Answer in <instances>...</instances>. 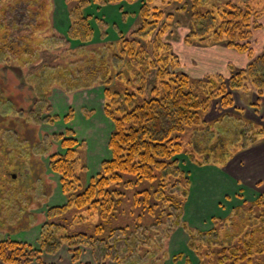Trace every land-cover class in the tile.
Listing matches in <instances>:
<instances>
[{
    "label": "rangeland",
    "instance_id": "rangeland-1",
    "mask_svg": "<svg viewBox=\"0 0 264 264\" xmlns=\"http://www.w3.org/2000/svg\"><path fill=\"white\" fill-rule=\"evenodd\" d=\"M205 1L202 8L216 12L218 23L220 9L231 2L246 7V11L251 7L256 17L246 18V22L250 21L249 36L213 40L210 35L205 41H189L191 17L189 8H183L185 2L153 0V8L161 12L156 20L159 25L144 42L135 32L141 27V12L146 0L118 4L91 1L83 12L92 36L81 42L69 37L73 9L69 0H0V156L9 166L6 168L9 177L5 178L8 193L1 195L0 209L4 204H11L5 213L0 211V234L19 241L31 239L38 248L37 240L49 210L67 204L61 177L50 167L54 155L67 152L64 140L77 141L75 149L78 156L83 157L87 183L97 176L102 163L111 158L108 144L114 124L105 111V89L94 76L98 72L97 65L109 62L114 54L120 53L123 40L130 41L135 36L145 48L144 52L157 63L155 39L160 27L167 26L163 27L166 32L161 42L171 46L172 55L177 59L168 68L185 73L192 80L222 76L228 83L235 71L246 69L252 60L264 53V0ZM232 16L240 22L243 20L237 10ZM231 27L232 23L225 28ZM243 29L247 30L239 27ZM156 79L155 75L148 77L147 97L151 96L153 86H157ZM125 83V80L117 82L116 88H122ZM228 93L232 98L231 107H223L220 98L213 101L205 115L204 119L213 124V133L220 131L219 136L234 141L240 128L250 126L243 124L244 120L264 126V95L258 94L249 83L241 89L229 87ZM234 109L242 111L234 112ZM226 112L233 115L223 122H214ZM202 136L211 137L207 131ZM202 140V137L197 139L199 143ZM256 145L260 146L241 151L223 165L200 166L190 161L186 154L176 157L191 181L183 216L185 222L193 228L210 230L215 218H226L244 201L264 198V179L242 178L244 174L237 170L245 162L255 160L257 154L264 156V139ZM252 152L254 154H250ZM11 196L13 201L9 200ZM92 221L89 229L83 227L89 235L93 233ZM83 224L86 223L78 225L80 230ZM187 242L186 232L182 228L175 230L163 240L168 254L159 255L157 264H185L186 258L192 264H200ZM87 251V260L91 259V251L85 250L81 262L85 261L83 254ZM179 254H184V258L174 261ZM48 257L42 254V261L52 264ZM131 259L133 262L124 264H137ZM68 262L60 259L56 263Z\"/></svg>",
    "mask_w": 264,
    "mask_h": 264
},
{
    "label": "trees",
    "instance_id": "trees-1",
    "mask_svg": "<svg viewBox=\"0 0 264 264\" xmlns=\"http://www.w3.org/2000/svg\"><path fill=\"white\" fill-rule=\"evenodd\" d=\"M69 1L73 7L69 37L85 42L92 36V30L83 10L91 1L118 4L135 0ZM146 1L141 27L135 32L142 41L159 25L156 20L161 15L157 7L153 8V0ZM180 1L190 11L189 41H205L210 35L213 40L236 35L247 37L250 21L246 22V18L256 17L251 7L246 11V7L231 2L228 4L231 8L220 9L218 23L216 12L202 8L205 0ZM234 10L242 15V22L234 19ZM230 23L232 27L225 28ZM163 27L156 34L154 44L157 63L134 36L121 42L120 53L114 54L109 62L97 65L94 78L105 89V111L114 124L108 144L111 158L102 163L100 172L87 183L83 157L75 149L77 141L64 140L67 152L54 155L50 167L61 177L67 204L49 210L37 240L38 248L0 234V264H46L42 254L56 255L63 247L69 249L75 264H124L131 262V258L137 264H157L159 255L168 254L163 240L179 228L188 235L187 245L200 264H264V198L244 201L226 218H215L210 230L193 228L183 220L191 181L176 159L186 154L200 166L223 165L264 139V126L250 120L243 123L249 124V128H240L237 139L229 141L219 136L220 131L213 133V124L204 119L217 99L221 98L223 107H231L229 87L236 90L249 83L258 94L264 95V53L246 69L235 71L228 83L222 76L192 80L187 74L168 68L177 59L171 46L161 42L166 32ZM152 75L158 77L157 86H153L151 96L147 97L145 89ZM122 80L126 83L116 88V83ZM232 115L226 112L214 122H223ZM205 131L210 138L202 136ZM200 136L204 138L202 143L197 141ZM0 162L4 164L0 163L1 198L8 193L5 178L9 177L6 169L9 166L1 156ZM9 200L13 201L12 196ZM10 206L4 204L0 211L5 213ZM91 219L93 233L89 235L83 227L89 229ZM82 222L86 224L80 230L78 225ZM85 250L91 251V259L81 262ZM182 258L184 254H179L173 260ZM185 264H192L191 260L186 258Z\"/></svg>",
    "mask_w": 264,
    "mask_h": 264
},
{
    "label": "crops",
    "instance_id": "crops-1",
    "mask_svg": "<svg viewBox=\"0 0 264 264\" xmlns=\"http://www.w3.org/2000/svg\"><path fill=\"white\" fill-rule=\"evenodd\" d=\"M257 146H260V145H256L255 148L252 147V149L255 150L257 148ZM252 149L250 148V150H252ZM247 151H249V150H247ZM254 152H252L250 154H254ZM263 158H264L263 153L257 154L255 160H253L252 162H245L243 167L239 166V169H237V170H238V172H240V173L242 172L244 174L242 178L247 179V178L252 177V178H255L254 179L255 181H263V179H264V163L262 162ZM260 164H262V166H260ZM252 166L254 167L253 170H252V168H253ZM28 240H29L28 242H31L32 244L35 245V243L33 241H31V239H28ZM23 241H24V239H23ZM59 253H61V254H59ZM88 255H89L88 251L83 254L84 260L88 259ZM47 256H49L48 257L50 259L49 262H51L52 264H58L56 262H58V261L60 262V259H64L65 261L68 260L69 261L68 264H75L72 261V254L69 251V249L65 251V248H62L56 255H47Z\"/></svg>",
    "mask_w": 264,
    "mask_h": 264
}]
</instances>
